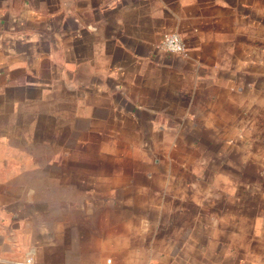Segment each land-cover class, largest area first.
Instances as JSON below:
<instances>
[{"label": "crops", "instance_id": "1", "mask_svg": "<svg viewBox=\"0 0 264 264\" xmlns=\"http://www.w3.org/2000/svg\"><path fill=\"white\" fill-rule=\"evenodd\" d=\"M0 264H264V0H0Z\"/></svg>", "mask_w": 264, "mask_h": 264}, {"label": "built area", "instance_id": "2", "mask_svg": "<svg viewBox=\"0 0 264 264\" xmlns=\"http://www.w3.org/2000/svg\"><path fill=\"white\" fill-rule=\"evenodd\" d=\"M158 47L170 54H181L185 50V43L178 32H168L162 36Z\"/></svg>", "mask_w": 264, "mask_h": 264}]
</instances>
